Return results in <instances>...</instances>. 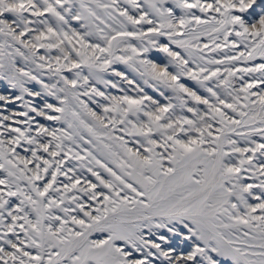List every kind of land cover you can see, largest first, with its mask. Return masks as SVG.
Segmentation results:
<instances>
[{"label": "snow or ice", "instance_id": "6c2138e0", "mask_svg": "<svg viewBox=\"0 0 264 264\" xmlns=\"http://www.w3.org/2000/svg\"><path fill=\"white\" fill-rule=\"evenodd\" d=\"M0 264H264V0H0Z\"/></svg>", "mask_w": 264, "mask_h": 264}, {"label": "rangeland", "instance_id": "374dc122", "mask_svg": "<svg viewBox=\"0 0 264 264\" xmlns=\"http://www.w3.org/2000/svg\"><path fill=\"white\" fill-rule=\"evenodd\" d=\"M153 57H154V58H157V57H158V54H155V53H154V54H153Z\"/></svg>", "mask_w": 264, "mask_h": 264}]
</instances>
